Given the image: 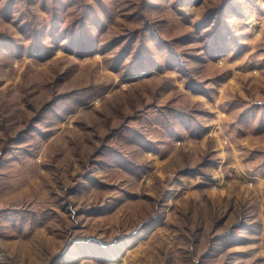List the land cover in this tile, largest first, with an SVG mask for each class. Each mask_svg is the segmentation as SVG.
Masks as SVG:
<instances>
[{"label":"rangeland","instance_id":"1","mask_svg":"<svg viewBox=\"0 0 264 264\" xmlns=\"http://www.w3.org/2000/svg\"><path fill=\"white\" fill-rule=\"evenodd\" d=\"M0 264H264V0H0Z\"/></svg>","mask_w":264,"mask_h":264}]
</instances>
